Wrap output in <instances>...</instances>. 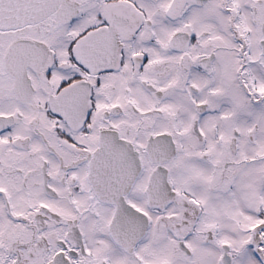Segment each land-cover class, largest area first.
<instances>
[{
	"label": "snow or ice",
	"instance_id": "6c2138e0",
	"mask_svg": "<svg viewBox=\"0 0 264 264\" xmlns=\"http://www.w3.org/2000/svg\"><path fill=\"white\" fill-rule=\"evenodd\" d=\"M0 264H264V0H0Z\"/></svg>",
	"mask_w": 264,
	"mask_h": 264
}]
</instances>
